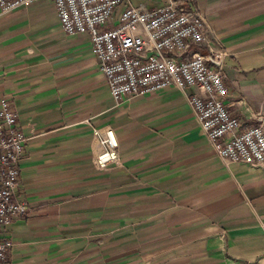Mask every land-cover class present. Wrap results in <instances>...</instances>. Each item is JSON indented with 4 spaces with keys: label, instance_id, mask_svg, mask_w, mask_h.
<instances>
[{
    "label": "crops",
    "instance_id": "obj_1",
    "mask_svg": "<svg viewBox=\"0 0 264 264\" xmlns=\"http://www.w3.org/2000/svg\"><path fill=\"white\" fill-rule=\"evenodd\" d=\"M187 3L208 27L198 51L227 54L228 111L264 126V0ZM191 93L115 102L89 36H67L51 0L0 12V100L27 139L16 191L27 214L0 229L12 243L8 264H264V166L220 160ZM103 128L119 162L97 170L92 130Z\"/></svg>",
    "mask_w": 264,
    "mask_h": 264
},
{
    "label": "built area",
    "instance_id": "obj_2",
    "mask_svg": "<svg viewBox=\"0 0 264 264\" xmlns=\"http://www.w3.org/2000/svg\"><path fill=\"white\" fill-rule=\"evenodd\" d=\"M42 0H0L7 14ZM67 36L90 38L101 73L115 102L153 95L168 88L192 89L188 104L216 156L229 163L264 166V126L244 125L226 105L221 49L207 46V24L187 0H169L161 9L133 7L130 0H51ZM124 5L118 23L109 27L116 8ZM99 152L93 162L105 170L119 162L118 142L109 128L93 129ZM26 137L9 101L0 100V229L24 218L27 203L16 199L19 162ZM12 243L0 239V264H8Z\"/></svg>",
    "mask_w": 264,
    "mask_h": 264
}]
</instances>
